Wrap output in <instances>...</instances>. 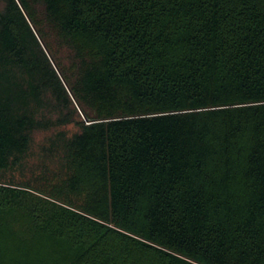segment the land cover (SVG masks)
Returning a JSON list of instances; mask_svg holds the SVG:
<instances>
[{
  "label": "trees",
  "instance_id": "trees-1",
  "mask_svg": "<svg viewBox=\"0 0 264 264\" xmlns=\"http://www.w3.org/2000/svg\"><path fill=\"white\" fill-rule=\"evenodd\" d=\"M0 264H264V0H3Z\"/></svg>",
  "mask_w": 264,
  "mask_h": 264
},
{
  "label": "rangeland",
  "instance_id": "rangeland-1",
  "mask_svg": "<svg viewBox=\"0 0 264 264\" xmlns=\"http://www.w3.org/2000/svg\"><path fill=\"white\" fill-rule=\"evenodd\" d=\"M3 0H0V4ZM63 128L70 133L72 130L76 128V126L72 123H69ZM51 132H45L44 130L36 131L34 132V141L31 144L30 151L26 154L25 159V165L23 167H15V168H9L5 172H3V177L6 178H14L15 180H21L25 178H31L33 176L32 170L34 169V172H36V162L38 158V149H40L41 143L45 141V138L50 134Z\"/></svg>",
  "mask_w": 264,
  "mask_h": 264
}]
</instances>
